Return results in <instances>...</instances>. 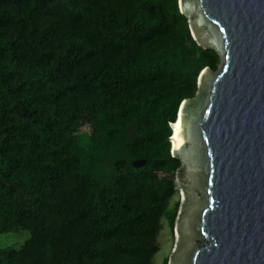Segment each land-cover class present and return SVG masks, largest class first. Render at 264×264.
<instances>
[{
    "label": "trees",
    "instance_id": "obj_1",
    "mask_svg": "<svg viewBox=\"0 0 264 264\" xmlns=\"http://www.w3.org/2000/svg\"><path fill=\"white\" fill-rule=\"evenodd\" d=\"M219 64L178 0H0V234H29L0 264H153L171 124Z\"/></svg>",
    "mask_w": 264,
    "mask_h": 264
},
{
    "label": "water",
    "instance_id": "obj_2",
    "mask_svg": "<svg viewBox=\"0 0 264 264\" xmlns=\"http://www.w3.org/2000/svg\"><path fill=\"white\" fill-rule=\"evenodd\" d=\"M178 6L193 40L220 64L202 70L171 124L180 200L167 264H264V0Z\"/></svg>",
    "mask_w": 264,
    "mask_h": 264
},
{
    "label": "rangeland",
    "instance_id": "obj_3",
    "mask_svg": "<svg viewBox=\"0 0 264 264\" xmlns=\"http://www.w3.org/2000/svg\"><path fill=\"white\" fill-rule=\"evenodd\" d=\"M179 196V192L177 191V195L172 199L170 206H172L176 200H180ZM28 237L29 234L26 231L0 234V249L18 248ZM158 243L159 251L154 257L153 264H163V261L169 258L175 244L174 232L170 230L166 220H162V228L158 235ZM192 244H201V241L194 239Z\"/></svg>",
    "mask_w": 264,
    "mask_h": 264
},
{
    "label": "bare ground",
    "instance_id": "obj_4",
    "mask_svg": "<svg viewBox=\"0 0 264 264\" xmlns=\"http://www.w3.org/2000/svg\"><path fill=\"white\" fill-rule=\"evenodd\" d=\"M179 129H180V119L177 121V123L174 126V130H175V135L172 138V143L174 147H177V136L179 133Z\"/></svg>",
    "mask_w": 264,
    "mask_h": 264
}]
</instances>
